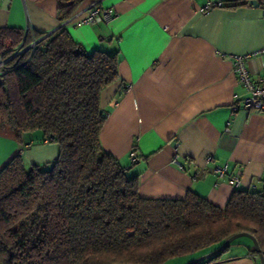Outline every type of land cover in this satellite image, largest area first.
<instances>
[{"label":"crops","instance_id":"obj_1","mask_svg":"<svg viewBox=\"0 0 264 264\" xmlns=\"http://www.w3.org/2000/svg\"><path fill=\"white\" fill-rule=\"evenodd\" d=\"M91 2L83 0L65 28L87 54L117 52L118 79L100 94L106 111L100 142L138 174L139 196L182 199L191 191L223 208L235 173L237 188L264 189V112L242 107L245 91L232 72V56L244 54L249 71L264 76L260 0L207 11L204 0H99L113 18L78 23ZM58 7L57 0H0V28L51 33L63 23ZM18 154L27 169L50 165L58 146L40 130L20 140L0 135V170ZM225 163L226 174L218 176L215 168ZM252 249L250 239H236L207 264H258Z\"/></svg>","mask_w":264,"mask_h":264},{"label":"trees","instance_id":"obj_2","mask_svg":"<svg viewBox=\"0 0 264 264\" xmlns=\"http://www.w3.org/2000/svg\"><path fill=\"white\" fill-rule=\"evenodd\" d=\"M82 1L57 0L58 18ZM43 35L0 28V57L39 39L0 75V135L20 140L40 130L58 146L50 165L27 169L18 154L0 170V264H167L238 232L264 254V189L235 188L223 208L191 191L140 197L138 174L100 142V94L118 79L117 52L87 54L64 26ZM233 242L197 264L218 260Z\"/></svg>","mask_w":264,"mask_h":264},{"label":"built area","instance_id":"obj_3","mask_svg":"<svg viewBox=\"0 0 264 264\" xmlns=\"http://www.w3.org/2000/svg\"><path fill=\"white\" fill-rule=\"evenodd\" d=\"M234 0H204L202 10L207 11L213 8H224L228 4L232 3ZM260 5L264 9V0H260ZM114 14L112 10L108 7L101 6L96 2H91L88 10L78 23L84 24H98L102 22H107L113 18ZM76 15L72 14L67 21L75 18ZM66 20L63 21L62 26L65 27ZM50 34V33H48ZM45 34L43 36H46ZM39 39H33L29 44L22 46V44L16 46L12 53L6 57H0V75L7 71V62L15 57L22 55L26 50L33 51L35 43ZM260 54H264V49L259 51ZM247 55L236 54L232 56V72L236 76L237 82L243 87L245 94L241 98L242 107L248 110H256L259 112H264V76H254L248 69L246 60ZM130 158L132 161L135 160V152L132 150L130 152ZM210 159V158H209ZM174 164L180 165L177 156L172 160ZM214 172L218 176H224L227 172V164H223L215 168ZM229 184L234 188H237L240 184V177L238 173L232 174L228 180ZM252 189H255L252 186Z\"/></svg>","mask_w":264,"mask_h":264},{"label":"water","instance_id":"obj_4","mask_svg":"<svg viewBox=\"0 0 264 264\" xmlns=\"http://www.w3.org/2000/svg\"><path fill=\"white\" fill-rule=\"evenodd\" d=\"M257 5V4H255ZM130 169V166L126 167V170H129ZM240 237H247L251 240L252 244H253V248L254 250L256 251L257 255H258V258H259V261H260V264H264V254H262V252L260 251V248L258 246V243L256 241V239L248 234V233H245V232H238V233H235V234H232L231 236H229L219 247H217L216 249L210 251V252H207L201 256H198L188 262H186L185 264H197L199 262H202L214 255H216L217 253L221 252L225 247H227L232 241L240 238Z\"/></svg>","mask_w":264,"mask_h":264},{"label":"rangeland","instance_id":"obj_5","mask_svg":"<svg viewBox=\"0 0 264 264\" xmlns=\"http://www.w3.org/2000/svg\"><path fill=\"white\" fill-rule=\"evenodd\" d=\"M237 241L243 242V241H249V239L247 237H240V238L237 239ZM225 253H226V251H225ZM175 263H176V260L173 259V260L169 261L167 264H175Z\"/></svg>","mask_w":264,"mask_h":264}]
</instances>
